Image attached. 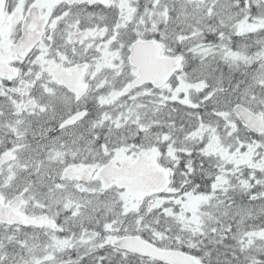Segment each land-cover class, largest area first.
<instances>
[{"label":"snow or ice","instance_id":"1","mask_svg":"<svg viewBox=\"0 0 264 264\" xmlns=\"http://www.w3.org/2000/svg\"><path fill=\"white\" fill-rule=\"evenodd\" d=\"M0 264H264V0H0Z\"/></svg>","mask_w":264,"mask_h":264}]
</instances>
